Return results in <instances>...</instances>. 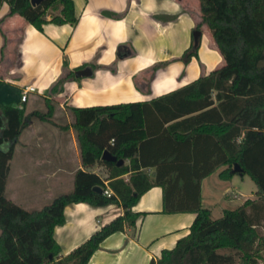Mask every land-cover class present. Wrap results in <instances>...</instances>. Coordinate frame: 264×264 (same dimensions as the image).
Listing matches in <instances>:
<instances>
[{
	"label": "trees",
	"instance_id": "obj_1",
	"mask_svg": "<svg viewBox=\"0 0 264 264\" xmlns=\"http://www.w3.org/2000/svg\"><path fill=\"white\" fill-rule=\"evenodd\" d=\"M4 1L10 5L7 15L18 13L40 30L48 22L75 24L79 18L74 0H44L39 5L31 0H0V8ZM200 4L203 22L224 57L222 65L151 100L70 108L83 165L105 164L110 169V196L94 190L96 185L107 187L98 172L80 168L73 190L42 208L27 209L9 198L10 162L27 117L24 106H0V264H88L109 235L127 226L136 228L141 213L133 207L156 185L163 188L164 212L192 211L196 216L189 233L150 264H236V255L240 264H260L264 247V0H200ZM199 44L193 43L182 58L198 55ZM96 66L90 64L92 70ZM76 71L59 78L51 89L62 91ZM50 111L36 110L28 118L51 121ZM106 149L124 161L104 160ZM236 163L242 172H233ZM223 166L221 178L249 173L258 188L255 198L248 197L214 217L203 204L202 180ZM81 201L117 202L124 213L61 256L55 227L65 222V207Z\"/></svg>",
	"mask_w": 264,
	"mask_h": 264
},
{
	"label": "crops",
	"instance_id": "obj_2",
	"mask_svg": "<svg viewBox=\"0 0 264 264\" xmlns=\"http://www.w3.org/2000/svg\"><path fill=\"white\" fill-rule=\"evenodd\" d=\"M74 2L79 17L75 24L48 22L43 30L18 13L7 15V1L0 8V106H24L27 117L10 162L6 192L11 183L7 196L27 209L42 208L57 195L72 191L80 168L110 175L105 164L83 165L71 107L151 100L224 63L210 27L203 22L200 0ZM198 24L202 31L198 55L184 59ZM91 63L97 65L92 74L69 78L62 91L51 89L59 78ZM31 84L36 90L24 102L22 91ZM36 110H51L47 116L51 121L28 118ZM212 174L202 180V200L219 217L233 202L239 205L248 197L226 200L220 206L223 183L232 178L216 181ZM105 183L109 187V179ZM163 197L159 185L147 190L133 207L141 213L136 228L127 226L109 235L88 264H150L164 249L173 248L189 233L196 213L164 212ZM123 213L117 202L68 204L65 222L54 231L60 255L70 253Z\"/></svg>",
	"mask_w": 264,
	"mask_h": 264
},
{
	"label": "rangeland",
	"instance_id": "obj_3",
	"mask_svg": "<svg viewBox=\"0 0 264 264\" xmlns=\"http://www.w3.org/2000/svg\"><path fill=\"white\" fill-rule=\"evenodd\" d=\"M56 13V12H54ZM206 28H208V25L205 23ZM205 33L207 32V30H204ZM220 167L216 172L211 175V179H215L216 181L218 180V178H221L219 173L220 171L224 168ZM219 172V173H218ZM218 175V176H217ZM223 180H230L231 178L228 179H224L221 178ZM9 188L6 192V195H10L11 193V183L9 184ZM223 185L226 186H222L223 189V198L221 200L220 206H223L224 204L226 205V200H234L239 198V200L241 201L244 196L246 197H254L256 195V191H257V184L255 182V180L252 178V176L249 173H246L244 175L241 174H235L232 176V180L228 181V182H224ZM239 202H233L232 206H236ZM261 232L264 234V225L262 227ZM261 254L262 257L259 259L260 264H264V247L261 250ZM236 264H240L239 263V256L236 255Z\"/></svg>",
	"mask_w": 264,
	"mask_h": 264
},
{
	"label": "water",
	"instance_id": "obj_4",
	"mask_svg": "<svg viewBox=\"0 0 264 264\" xmlns=\"http://www.w3.org/2000/svg\"><path fill=\"white\" fill-rule=\"evenodd\" d=\"M44 0H31L33 5H39L43 2ZM201 34L202 31L200 29H195L194 30V43L197 46L200 42V38H201ZM93 73V70L90 66L77 70L76 71V75L77 76H83V75H90ZM102 158L106 161H117L118 164H121L124 160L123 159H118L116 155H114L110 150L106 149L103 154H102ZM243 168L239 163H236L233 169V172H242ZM94 190L102 193L103 187L100 185H96L94 186Z\"/></svg>",
	"mask_w": 264,
	"mask_h": 264
},
{
	"label": "built area",
	"instance_id": "obj_5",
	"mask_svg": "<svg viewBox=\"0 0 264 264\" xmlns=\"http://www.w3.org/2000/svg\"><path fill=\"white\" fill-rule=\"evenodd\" d=\"M36 90V87L34 86V85H27V86H25V88L23 89V91H22V96H21V100L22 101H27L28 99H29V94L31 93V92H33V91H35ZM99 174L105 179V182L107 181V179H108V177H109V175L107 174V175H103L102 173H100L99 172ZM104 193L105 194H107V195H111L112 193H113V191L111 190V188L110 187H106L105 189H104Z\"/></svg>",
	"mask_w": 264,
	"mask_h": 264
}]
</instances>
